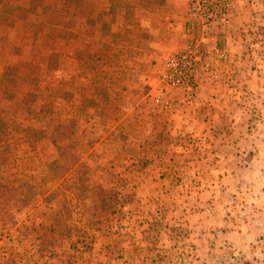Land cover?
<instances>
[{"label": "rangeland", "instance_id": "obj_1", "mask_svg": "<svg viewBox=\"0 0 264 264\" xmlns=\"http://www.w3.org/2000/svg\"><path fill=\"white\" fill-rule=\"evenodd\" d=\"M191 51L259 133L228 190L209 138L134 109L193 99L166 84ZM0 95V264H264V0H0Z\"/></svg>", "mask_w": 264, "mask_h": 264}, {"label": "crops", "instance_id": "obj_2", "mask_svg": "<svg viewBox=\"0 0 264 264\" xmlns=\"http://www.w3.org/2000/svg\"><path fill=\"white\" fill-rule=\"evenodd\" d=\"M206 88L202 84L199 87V90L193 94V96H189L190 98H193L191 100L186 101L184 98H182L179 103L176 104L177 106V113L173 114L172 116L176 117V121L179 125L177 127L172 126L170 123L172 122V116L165 117L167 115L172 114L175 109L172 108L174 105L171 104H165L166 101L169 99H166L163 101V107L161 109L155 110L153 103L147 102V101H140V103L136 104L138 111L137 116L139 117V121L142 122L140 117H144L145 121L148 122L149 125L152 124L154 121L161 120L164 122V125L161 126V129L153 128L152 126L148 127V136L150 137H172L175 136L177 138L185 139L189 137H197V136H206L210 139V146H213L215 148L213 154L218 156V164L215 166L213 163L212 166H215L216 169L213 170V167L209 164H206L208 169H212L210 172H214V176L216 172L218 173V179L220 181H215L214 178L212 179V183L214 182V186H218V183L221 182V184H226L227 190H228V183L231 181H234L236 185H242L243 183V177L241 176V172L244 169V167H247V164L249 163L250 159L252 158L253 162H258V147H257V141L259 138V133L256 131V128L246 130L243 126V118H235V121H233V115H230L228 113V101H231L228 98L226 99H220V98H213L210 96L211 90L209 89V97L210 99L204 97L201 98V96L206 95ZM156 88L152 87V92H154ZM206 97V96H205ZM170 103V101H169ZM219 107V109L217 108ZM133 109V110H134ZM130 110V115L132 114ZM223 122L224 125L220 126L219 129L217 128L216 124L218 122ZM228 120H230V123L232 125L228 127ZM220 139V140H219ZM216 140V141H215ZM218 140V145L215 144ZM183 142H185L183 140ZM186 149H190L189 151H192V148L183 147ZM186 149H180V152H185ZM208 151V153H205L204 151ZM198 154L201 152L200 148H197L196 150ZM202 150V155L205 154L210 155L211 151L208 149ZM190 153V152H189ZM205 153V154H204ZM182 156H190L188 154V151L183 153ZM250 157V158H247ZM209 158V157H208ZM184 161V160H183ZM182 161V162H183ZM198 160H192L186 162L187 164H195ZM189 165H185V168L188 169ZM211 173L209 176H207V180H204L201 184H204V182H209ZM216 177V176H215ZM200 187V186H199ZM201 188V187H200ZM208 189L206 188V191ZM204 191V190H203ZM198 195V198L203 196V192ZM211 197H214L216 195H213L215 190H210ZM210 200V199H209ZM216 202L215 199H211V203ZM205 203H207V200H205ZM191 208H188V211H190ZM198 215L202 216L201 212L203 214H210L207 213L206 208H199L197 209ZM193 216L197 214H192ZM206 220H211L210 217L206 218Z\"/></svg>", "mask_w": 264, "mask_h": 264}, {"label": "built area", "instance_id": "obj_3", "mask_svg": "<svg viewBox=\"0 0 264 264\" xmlns=\"http://www.w3.org/2000/svg\"><path fill=\"white\" fill-rule=\"evenodd\" d=\"M195 37V36H194ZM194 51L185 53L180 61L178 60L175 65H174V72L176 75L175 80L172 79L171 81H167V85H171L174 87H180L182 88L186 95L192 96L200 86V82L197 76V71H198V66H197V61L194 58H197L198 54ZM226 53L222 54L221 57H224ZM188 57H192L191 65L187 66L184 64L185 59ZM173 74V73H172Z\"/></svg>", "mask_w": 264, "mask_h": 264}, {"label": "trees", "instance_id": "obj_4", "mask_svg": "<svg viewBox=\"0 0 264 264\" xmlns=\"http://www.w3.org/2000/svg\"><path fill=\"white\" fill-rule=\"evenodd\" d=\"M0 98H1V95H0ZM3 121V112H2V110H1V108H0V123ZM2 138H4L3 136H1L0 135V147H2L3 146V144H2Z\"/></svg>", "mask_w": 264, "mask_h": 264}]
</instances>
